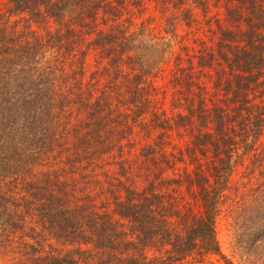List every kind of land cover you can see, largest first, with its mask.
Returning <instances> with one entry per match:
<instances>
[{
	"label": "trees",
	"instance_id": "16d2710c",
	"mask_svg": "<svg viewBox=\"0 0 264 264\" xmlns=\"http://www.w3.org/2000/svg\"><path fill=\"white\" fill-rule=\"evenodd\" d=\"M8 5L10 15H28L26 30L45 35L31 33L32 58L7 62L0 50V65L44 80L29 93L0 91V204H41L45 223L33 238L68 248L36 250L29 262L218 255L235 264L217 237L225 218L240 264H264V0ZM113 164L125 200L104 190Z\"/></svg>",
	"mask_w": 264,
	"mask_h": 264
},
{
	"label": "rangeland",
	"instance_id": "374dc122",
	"mask_svg": "<svg viewBox=\"0 0 264 264\" xmlns=\"http://www.w3.org/2000/svg\"><path fill=\"white\" fill-rule=\"evenodd\" d=\"M8 2L9 0H0V50L4 52L3 58L7 62L18 60L17 58L19 57L24 59L27 57L32 58L33 56L27 50L29 43L33 41L31 33L36 32L37 36L44 37L45 32L36 25H33L32 29L26 30L24 27L26 26L25 22L28 15H10L8 10L11 5H8ZM1 57L0 61L2 59ZM91 66H93V55L89 57L87 62L86 79L94 71V68ZM3 67H6V69L2 70ZM22 68L23 66L7 65L5 62L0 65L1 92L12 94L29 93L32 90L31 84L33 82L40 83V80H44L42 76L36 78L32 72L29 74V67ZM67 89L68 87L66 86L64 91H67ZM115 156H118L117 151L114 154H105L103 158L109 160V158H114ZM108 168L114 174L112 175V182L104 185V190L108 192L109 197H111V193L109 192L113 191L114 194L124 199L127 195L126 189L125 187L122 189L116 181L120 170L119 166L113 164ZM121 180L124 181L123 178ZM114 184L115 186H113ZM143 184L139 182L136 188L141 191L144 187ZM40 205L37 204L34 209L29 210L28 204H0V264H31L29 262L30 256L27 254L34 253L36 250L40 253L36 257H46L50 251L52 255L55 251L64 255V252L68 250V248L63 246L62 242L54 238H46L42 243L37 242L33 238V232L31 230H35V234H39L42 231L41 224L45 223V219L43 218L45 211H41ZM21 216L23 222L20 224L23 229L13 228V224L16 221L18 222ZM116 219H119L124 225L128 224V221L119 215L116 216ZM7 230H10L9 234H7ZM217 233L222 254L226 259L233 261L235 264H240L239 257L234 248L233 232L230 227V222L225 218L220 219L217 226ZM6 240H9L11 245H5L4 241ZM188 264H226V260L221 256L212 255L202 263L195 262Z\"/></svg>",
	"mask_w": 264,
	"mask_h": 264
}]
</instances>
